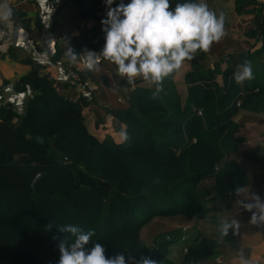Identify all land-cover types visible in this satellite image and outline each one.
<instances>
[{
    "label": "trees",
    "instance_id": "16d2710c",
    "mask_svg": "<svg viewBox=\"0 0 264 264\" xmlns=\"http://www.w3.org/2000/svg\"><path fill=\"white\" fill-rule=\"evenodd\" d=\"M72 1L82 20L92 19L95 25L68 37L67 47H56L53 62L62 56L79 60L70 58L69 48L82 54L84 49L101 50L104 44L101 20L107 9L103 0ZM253 1L256 26L250 34L262 35L264 41V3ZM183 2L175 0L171 8ZM248 3L236 0L237 10ZM14 13L27 27L21 15ZM37 28L42 30L38 20ZM263 48L264 43L261 50L240 54L225 71L220 65L210 68L193 60L185 77L186 100L176 73L164 82V92L157 99H152L154 86L136 85L128 92L126 106L112 110L126 125L128 138L122 143L109 135L99 141L89 134L82 119L89 96L71 99L39 62L23 59L32 68L18 78L15 89H31L32 95L22 112L10 102L0 106V264H58V245L75 239L59 231L66 224L85 232L95 230L86 248L101 242L110 249L109 257L120 252L126 258L152 260L160 248L181 241L183 229L158 233V251L152 253L140 243L141 226L154 214H188L206 194L198 189L199 182L221 162L218 199L236 197V190L250 180L236 161L224 157L236 153L243 142L236 137L239 125L232 120L234 114L239 109L264 112ZM35 49L40 46L35 44ZM245 60L251 61L254 78L241 86L233 74ZM220 73L223 86L216 80ZM81 74L93 80L90 69ZM96 81L110 84L106 74ZM243 155L264 165V157ZM258 195L264 197V193ZM219 246L215 239L202 238L182 260L169 264H198L217 256Z\"/></svg>",
    "mask_w": 264,
    "mask_h": 264
},
{
    "label": "crops",
    "instance_id": "0c3cea01",
    "mask_svg": "<svg viewBox=\"0 0 264 264\" xmlns=\"http://www.w3.org/2000/svg\"><path fill=\"white\" fill-rule=\"evenodd\" d=\"M173 1L170 0V5ZM249 2L240 11L237 10L236 0H206L209 8L217 15L223 14L225 17L226 35L218 42L214 43L207 53L201 52L194 60L207 67L215 68L220 65L222 71L228 67L230 62L240 59V54L247 55L263 47V36H253L250 34L255 25V12L252 10L255 1ZM10 5L16 4L13 8L19 15L21 21L27 23V27L18 21L16 15L14 22L9 25L7 33L0 31V106L8 102L12 103L16 109L22 112L25 108L26 99L32 95V90L26 92L16 91L15 85L18 78L31 70V65L25 63L23 59L33 58L42 66V71L50 75L59 86L61 92L73 100H80L84 95L77 87L69 81L68 69L75 66L84 70L87 68L80 58L71 61L68 57L62 56L60 60L53 62V53L45 43V36L51 34L56 41V47L68 46V37L79 35L84 28L95 25L92 19L82 20L78 8L72 0H8ZM260 4L264 0H257ZM60 4V8L53 15L51 7ZM17 14V15H18ZM37 20L42 25V30L37 28ZM82 20V26L78 22ZM19 25L24 27L29 39H24L19 45L15 44L14 35ZM35 44L40 49H35ZM14 54L16 56L13 57ZM260 58L264 59V48ZM192 61H186L184 66L176 73L175 81L183 100L187 98L186 74L192 70ZM94 82L103 74L109 77L110 84H99L98 91L89 96V103L83 106L82 119L89 134L103 141L108 135L116 143H122L125 139L126 125L119 122L112 113V110L126 106V97L129 90L136 85L151 86L144 81H137L128 84L125 79L117 75L116 67L107 61H102L97 70H91ZM219 85L223 86V74L216 78ZM183 87H181L180 86ZM243 86V83H240ZM181 87V88H180ZM87 96V95H86ZM232 120L239 125L236 137L242 138L238 146V151L231 154L234 158L242 161L241 167L249 177L250 184L246 188L250 193H264V165L246 159L243 154L264 157V112H255L246 109H239L232 117ZM1 121V118H0ZM264 200V197H261ZM243 196L237 195L230 201L217 199L211 202V206L216 208L214 220L209 231L214 234L206 235L203 226L199 224H189L186 240L177 241L168 249L176 251L173 255L169 252L170 260H182L185 256L183 247H189L199 242L202 238L208 237L220 243L219 253L215 257L206 259L198 264H239L238 256L240 252L248 258L250 264H264V226L250 223L252 213L242 207ZM224 218L236 219L239 221L237 229L230 228L228 235L222 236L218 231V225ZM188 222V221H187ZM191 223V221H189ZM182 224L181 226H184Z\"/></svg>",
    "mask_w": 264,
    "mask_h": 264
},
{
    "label": "clouds",
    "instance_id": "9594fccd",
    "mask_svg": "<svg viewBox=\"0 0 264 264\" xmlns=\"http://www.w3.org/2000/svg\"><path fill=\"white\" fill-rule=\"evenodd\" d=\"M103 2L107 11L101 20L104 44L100 52L84 49L82 54H76L69 48L68 55L73 60L83 57L90 70H97L102 61L115 65L117 75L128 84L140 79L154 86L152 99L160 98L164 82L173 77L186 61H193L201 52L207 53L226 35L224 15L211 10L206 0H186L176 3L174 9L170 0ZM14 16L8 0H0V31L7 33L10 30ZM233 77L238 84L253 79L251 61L238 64ZM121 135L128 138L126 133ZM236 193L249 200H241L240 203L252 213L250 223L264 226V200L260 195L250 193L246 188H238ZM238 227L236 219L224 218L218 225V231L226 236L230 228ZM59 231L70 233L75 239L58 245V264H155L148 257L137 259L129 255L126 258L120 252L109 257L105 246L99 242L86 248L95 230L85 232L76 225L66 224L60 226ZM238 261L239 264H250L243 252L239 253Z\"/></svg>",
    "mask_w": 264,
    "mask_h": 264
},
{
    "label": "rangeland",
    "instance_id": "374dc122",
    "mask_svg": "<svg viewBox=\"0 0 264 264\" xmlns=\"http://www.w3.org/2000/svg\"><path fill=\"white\" fill-rule=\"evenodd\" d=\"M227 158L236 161L237 164L240 166L243 165L240 159L234 158L232 155L225 156L224 160H226ZM223 165L224 162H221L220 164L219 163L216 164L212 169V171L199 182L198 189L205 192L206 194L205 196L204 195L201 196V198L197 201L196 204H194V206L192 207V209L188 214L186 215L154 214L148 217L147 221L145 222V224L141 226L139 231L140 243L150 248L151 252L153 253L155 252V250L158 251L157 250L158 244H156L155 242V237L158 233L167 230L179 229L184 226H189V224L202 225L204 233L206 235L214 234L211 233V231H209L211 228V223L208 224L207 222L214 220V213L216 212V208L214 206H211L212 204L211 202L218 199L216 185L219 182L220 170ZM189 221H191V223ZM182 224L185 225L181 226ZM204 238H208V237H204ZM91 246L92 245H90V247ZM104 246L106 248V254L110 253V249L108 248V246L106 245ZM186 248H187L186 251L183 250L185 254L188 252V248H190V246L189 247L186 246ZM169 252L173 255L176 254V251L173 250L170 251L168 248L165 249L160 248L156 254L152 255L153 258L152 260L155 262V264H169L170 263Z\"/></svg>",
    "mask_w": 264,
    "mask_h": 264
},
{
    "label": "built area",
    "instance_id": "2783aa9c",
    "mask_svg": "<svg viewBox=\"0 0 264 264\" xmlns=\"http://www.w3.org/2000/svg\"><path fill=\"white\" fill-rule=\"evenodd\" d=\"M11 6L13 8H16L17 5L12 4ZM59 8H60V4L52 5V7H51L52 14L54 15L58 11ZM82 71H83L82 69H79L75 66H71L68 69L69 81L72 85L77 87L82 94L87 95V96H91L98 91L99 85H98V83L92 81V79H90V78L84 79L82 74H81ZM182 229H183V231H187L188 227L184 226V227H182ZM186 238H187V235L184 234L182 236L181 240L184 241V240H186ZM186 249H187L186 247H183L184 251H186Z\"/></svg>",
    "mask_w": 264,
    "mask_h": 264
},
{
    "label": "water",
    "instance_id": "95a60500",
    "mask_svg": "<svg viewBox=\"0 0 264 264\" xmlns=\"http://www.w3.org/2000/svg\"><path fill=\"white\" fill-rule=\"evenodd\" d=\"M29 39L28 35L26 34V31L24 30V27L22 25H19L16 29L15 35H14V41L16 45H19L23 40ZM45 43L47 44V47L51 50V52L54 54L56 51V41L53 35L48 34L45 36ZM95 52L99 53L100 50H94ZM86 66V63L83 59V57H80ZM87 67V66H86ZM39 141L43 142V137H39Z\"/></svg>",
    "mask_w": 264,
    "mask_h": 264
}]
</instances>
